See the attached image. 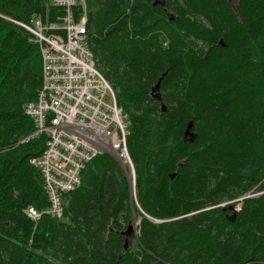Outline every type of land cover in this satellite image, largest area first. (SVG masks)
Instances as JSON below:
<instances>
[{"label": "trees", "instance_id": "obj_1", "mask_svg": "<svg viewBox=\"0 0 264 264\" xmlns=\"http://www.w3.org/2000/svg\"><path fill=\"white\" fill-rule=\"evenodd\" d=\"M152 1L86 0L87 44L127 114L135 195L102 153L66 194L63 218L34 224L26 208L49 201L29 159L47 135L17 141L33 130L23 107L41 86V55L13 21L60 11L0 0V264H264V0ZM163 72L165 111L150 95ZM132 212L137 235L124 250Z\"/></svg>", "mask_w": 264, "mask_h": 264}, {"label": "built area", "instance_id": "obj_2", "mask_svg": "<svg viewBox=\"0 0 264 264\" xmlns=\"http://www.w3.org/2000/svg\"><path fill=\"white\" fill-rule=\"evenodd\" d=\"M48 2L63 14L52 20L34 14L27 22L13 21L30 33L41 55V86L23 107L34 127L17 141L47 135L41 154L29 159L42 174L49 201L43 210L26 208L34 224L42 214L63 218L66 194L80 185L82 170L97 155L110 154L133 171L126 147L127 114L116 104L114 90L87 44L86 0Z\"/></svg>", "mask_w": 264, "mask_h": 264}, {"label": "water", "instance_id": "obj_3", "mask_svg": "<svg viewBox=\"0 0 264 264\" xmlns=\"http://www.w3.org/2000/svg\"><path fill=\"white\" fill-rule=\"evenodd\" d=\"M165 3H166L165 0H153L152 1V5H159L162 7L165 6ZM164 11H165L168 19L172 20L173 14L170 13L169 11H167L166 8H164ZM218 45H220L222 47H226V43L223 40V38L219 39ZM165 74H166V72H163L160 75V77L157 79L156 83L150 89L151 97L159 102L162 111H165L167 109V106L162 101V96H161V92H160L161 81H162L163 77L165 76ZM192 127H193V122H192V120H189L186 124L184 131H183V140L185 142H187L188 144H192L196 138V133L193 131ZM115 159L119 163L121 169L126 174V176L129 177L128 168L126 166H124L118 158H115ZM178 165L181 166L182 162H179ZM133 171H134V169H133ZM175 175H176L175 172L170 173V176H169L170 179H173V177ZM225 204H229L227 207L229 209H233L234 211H236V208L233 207L232 202H225V203H222L220 205H225ZM234 215H235V212H233L232 216L234 217ZM132 221H135L133 212H132L131 221L127 224L126 228L121 232V234L124 236V243H123V249L124 250H127L132 245L133 240L136 238V229L134 228ZM136 223H137V221H136Z\"/></svg>", "mask_w": 264, "mask_h": 264}, {"label": "bare ground", "instance_id": "obj_4", "mask_svg": "<svg viewBox=\"0 0 264 264\" xmlns=\"http://www.w3.org/2000/svg\"><path fill=\"white\" fill-rule=\"evenodd\" d=\"M55 7V6H54ZM58 9H59V11H60V13H59V16H61L62 14H63V9H61V8H59V7H57ZM47 19H48V17H46ZM46 18L44 19V20H46ZM53 18H51V19H48V20H52ZM98 64V63H97ZM33 121V120H32ZM33 127H34V121H33ZM28 134V133H27ZM26 134V135H27ZM129 156V155H128ZM130 158V157H129ZM126 162V161H125ZM119 164V163H118ZM126 165H128V163H126ZM132 166H133V164H132ZM134 169V168H133ZM129 178H130V182L132 181V184H130V187H131V189L133 190V195H135V173H134V171H132L131 173H129ZM134 185V186H133ZM246 197H250V195H247ZM242 198H244V197H242ZM242 198H240V199H237V200H241ZM236 208V210L238 209L237 207H235ZM57 220V219H56ZM137 235V234H136ZM136 239V238H135ZM134 239V240H135ZM133 240V241H134ZM133 243V242H132Z\"/></svg>", "mask_w": 264, "mask_h": 264}, {"label": "rangeland", "instance_id": "obj_5", "mask_svg": "<svg viewBox=\"0 0 264 264\" xmlns=\"http://www.w3.org/2000/svg\"><path fill=\"white\" fill-rule=\"evenodd\" d=\"M230 3H232V4H236V0H230ZM127 162H125V164H126ZM129 173H131V172H128V175H129ZM125 176H126V174H124ZM126 178H127V181H128V183H129V186H130V184H132V181L130 182V179H129V177L128 176H126ZM131 193H132V196H133V190L131 191ZM260 192H256V193H249L250 194V196H256L257 194H259ZM248 195V194H247ZM134 199H135V196H134ZM136 201V200H135ZM228 202H231V201H228ZM237 208H239V204H237V206H236ZM134 219H135V221H132V223H133V226H134V228L136 229V227H137V224H138V220L135 218V215H134ZM136 221H137V223H136ZM136 232H137V230H136Z\"/></svg>", "mask_w": 264, "mask_h": 264}, {"label": "flooded vegetation", "instance_id": "obj_6", "mask_svg": "<svg viewBox=\"0 0 264 264\" xmlns=\"http://www.w3.org/2000/svg\"><path fill=\"white\" fill-rule=\"evenodd\" d=\"M229 2H230V0H229ZM236 2H237V0H236ZM231 5H232V6H233V8H234V5H235V4H232V3H231Z\"/></svg>", "mask_w": 264, "mask_h": 264}]
</instances>
